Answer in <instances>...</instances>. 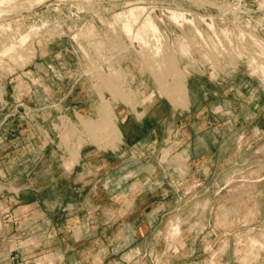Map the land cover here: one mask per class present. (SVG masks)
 Instances as JSON below:
<instances>
[{"label": "rangeland", "instance_id": "obj_1", "mask_svg": "<svg viewBox=\"0 0 264 264\" xmlns=\"http://www.w3.org/2000/svg\"><path fill=\"white\" fill-rule=\"evenodd\" d=\"M1 2L0 123L6 118V126L0 129V167L11 151L6 146L13 117L9 116L11 92L19 97L23 93L33 110L23 118L30 130L22 135L35 140L31 139L30 150L20 149L30 159L34 156L26 152L36 150L41 159L47 155L41 149L47 127L42 106L47 105L50 93L57 97L70 90L82 91V115H77L80 125L60 117L61 127L55 125L52 135L59 134L71 157H76L84 143L116 148L120 135H113L111 127L117 123L116 110L131 109L142 119L154 104L159 106L155 117L163 123L225 126L226 131L219 134L225 140L221 154L227 161L237 155L264 157V0ZM151 24L153 30L156 26L154 32ZM13 77L19 79L18 84L9 83ZM132 78L135 83L131 85ZM142 85L150 89L147 94L138 90ZM190 85L200 92L195 99L189 94ZM90 92L92 99H87ZM89 105L96 108L94 117L86 113ZM73 135L77 142L69 148ZM41 165L39 162L33 171ZM28 166L32 165L19 164L18 176ZM226 166L232 176L217 188H237V175L233 174L237 164ZM252 166L257 171L264 167L260 163ZM2 171L0 168V174ZM4 177L8 182V174ZM5 187L7 184H0L4 209L13 203ZM27 202L20 194L18 203ZM23 209L18 207L16 215H23ZM177 231L173 225L172 233ZM9 233L10 228L5 233L0 224V253L6 247L25 250L31 241L24 239L25 234ZM235 236L239 245H246L242 234ZM221 251L211 252L210 264ZM31 263L42 264L19 257L13 264Z\"/></svg>", "mask_w": 264, "mask_h": 264}, {"label": "crops", "instance_id": "obj_2", "mask_svg": "<svg viewBox=\"0 0 264 264\" xmlns=\"http://www.w3.org/2000/svg\"><path fill=\"white\" fill-rule=\"evenodd\" d=\"M140 89L150 91L148 86ZM197 90L188 86L193 99L200 94ZM13 94L6 141L11 151L0 167V184H7L13 203L5 209L0 204V224L5 233L10 228L9 235L25 234L31 241L25 250L5 246L0 264H13L18 257L42 264H210L211 252L220 249L213 264H264V167L257 171L252 166L264 165V157L237 155L227 161L219 134L225 126L163 123L155 117L157 104L142 119L131 109H117L118 117L112 110L114 123L117 117L113 135H120L116 148L84 143L71 157L52 131L61 127L63 116L66 123L69 119L80 125L82 91L57 97L50 93L42 106L47 127L41 149L47 155L41 159L36 150L26 152L34 156L30 159L20 149L30 150L32 138L22 135L30 130L23 118L33 110L23 93ZM87 108L94 117L96 108ZM5 126L6 118L0 129ZM69 141L70 148L76 135ZM23 162L35 167L18 176ZM39 162L42 168L33 171ZM227 164H237V188H217L232 176ZM242 181L244 185L238 183ZM20 194L27 203H18ZM18 207H25L23 215H16ZM238 234L246 238L247 249L236 241Z\"/></svg>", "mask_w": 264, "mask_h": 264}, {"label": "bare ground", "instance_id": "obj_3", "mask_svg": "<svg viewBox=\"0 0 264 264\" xmlns=\"http://www.w3.org/2000/svg\"><path fill=\"white\" fill-rule=\"evenodd\" d=\"M12 3H14V2H12ZM2 4H3V3H2L1 0H0V5H2ZM8 4H9V3H8ZM8 4H6V5H8ZM15 4H16V3H15ZM10 5H11V4H10ZM8 6H9V5H8ZM8 6H6V7H8ZM13 6H15V5L13 4V5H11L10 7H13ZM2 9H3V8H2ZM181 10H182V9H181ZM181 13H182V12H181ZM182 14H183V13H182ZM150 26H151V31L154 32L155 29H156V26H155V29H154V30L152 29V28H153V27H152L153 25L151 24ZM149 28H150V27H149ZM245 248H246V245H245ZM246 249H247V248H246ZM242 257H244V258L246 259L245 255H242ZM249 257H250V256H249ZM240 259H241V258H240ZM240 259H239V260H240ZM249 259H250V258H249ZM244 261H245V260H243V264L246 262V261H245V262H244Z\"/></svg>", "mask_w": 264, "mask_h": 264}]
</instances>
